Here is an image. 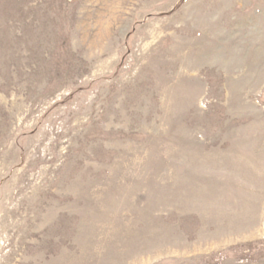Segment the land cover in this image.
Masks as SVG:
<instances>
[{"label":"rangeland","instance_id":"1","mask_svg":"<svg viewBox=\"0 0 264 264\" xmlns=\"http://www.w3.org/2000/svg\"><path fill=\"white\" fill-rule=\"evenodd\" d=\"M0 264H264V0H0Z\"/></svg>","mask_w":264,"mask_h":264}]
</instances>
